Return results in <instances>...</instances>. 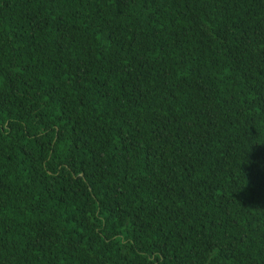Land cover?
<instances>
[{
    "label": "trees",
    "instance_id": "obj_1",
    "mask_svg": "<svg viewBox=\"0 0 264 264\" xmlns=\"http://www.w3.org/2000/svg\"><path fill=\"white\" fill-rule=\"evenodd\" d=\"M0 264H264V0H0Z\"/></svg>",
    "mask_w": 264,
    "mask_h": 264
}]
</instances>
